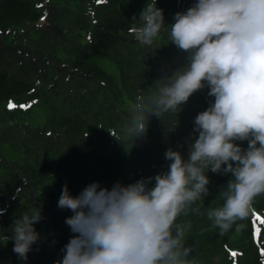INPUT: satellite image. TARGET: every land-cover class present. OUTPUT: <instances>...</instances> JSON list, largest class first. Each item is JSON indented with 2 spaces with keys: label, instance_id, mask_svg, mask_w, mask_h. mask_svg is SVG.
<instances>
[{
  "label": "trees",
  "instance_id": "trees-1",
  "mask_svg": "<svg viewBox=\"0 0 264 264\" xmlns=\"http://www.w3.org/2000/svg\"><path fill=\"white\" fill-rule=\"evenodd\" d=\"M196 0H157L165 27L151 46L139 44L133 26L147 0H0V144L20 162L0 154V264H56L75 235L70 210L57 207L64 185L77 196L88 184L135 183L168 170L164 154L185 159L198 135L194 119L214 99L207 87L182 110L152 116L143 137L127 133L140 96L186 63L170 43L174 15ZM136 18L137 20H134ZM247 148V141L238 142ZM209 194L176 223L189 225L190 264H264V195L253 211L224 233L207 210L220 207L230 174L207 173ZM42 209L40 240L24 262L13 252L12 224Z\"/></svg>",
  "mask_w": 264,
  "mask_h": 264
},
{
  "label": "clouds",
  "instance_id": "clouds-1",
  "mask_svg": "<svg viewBox=\"0 0 264 264\" xmlns=\"http://www.w3.org/2000/svg\"><path fill=\"white\" fill-rule=\"evenodd\" d=\"M156 4L147 0L140 26H133L141 45L151 46L165 27ZM173 19L170 43L187 53L186 63L131 105L127 133L132 140L143 137L152 116L181 111L207 87L214 99L194 119L198 135L188 156L169 148L166 172L111 189L93 182L74 197L64 185L57 207L72 212L65 224L75 235L56 264H190V226L176 221L209 194V171L231 176L220 191L222 206L207 210L221 233L246 219L255 198L264 195V0H196ZM243 141L247 148L238 143ZM41 213L34 206L21 213L13 234L3 237L13 241V252L24 262L40 240L35 225Z\"/></svg>",
  "mask_w": 264,
  "mask_h": 264
},
{
  "label": "rangeland",
  "instance_id": "rangeland-1",
  "mask_svg": "<svg viewBox=\"0 0 264 264\" xmlns=\"http://www.w3.org/2000/svg\"><path fill=\"white\" fill-rule=\"evenodd\" d=\"M0 154L5 158L8 162H20L19 158L17 157L16 151H11L6 146L0 144ZM125 184L127 185V179Z\"/></svg>",
  "mask_w": 264,
  "mask_h": 264
},
{
  "label": "snow or ice",
  "instance_id": "snow-or-ice-1",
  "mask_svg": "<svg viewBox=\"0 0 264 264\" xmlns=\"http://www.w3.org/2000/svg\"><path fill=\"white\" fill-rule=\"evenodd\" d=\"M98 2H102V0H98ZM254 215H256L257 219L261 220V222L264 223V218L259 217L258 214L255 213Z\"/></svg>",
  "mask_w": 264,
  "mask_h": 264
}]
</instances>
